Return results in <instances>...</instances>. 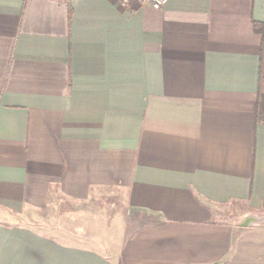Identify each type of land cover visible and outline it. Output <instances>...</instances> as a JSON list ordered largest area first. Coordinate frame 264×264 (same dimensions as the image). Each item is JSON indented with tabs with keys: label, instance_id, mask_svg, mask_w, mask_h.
I'll use <instances>...</instances> for the list:
<instances>
[{
	"label": "crops",
	"instance_id": "0c3cea01",
	"mask_svg": "<svg viewBox=\"0 0 264 264\" xmlns=\"http://www.w3.org/2000/svg\"><path fill=\"white\" fill-rule=\"evenodd\" d=\"M109 197L96 233L38 220ZM251 213L264 0H0V264H264Z\"/></svg>",
	"mask_w": 264,
	"mask_h": 264
},
{
	"label": "rangeland",
	"instance_id": "374dc122",
	"mask_svg": "<svg viewBox=\"0 0 264 264\" xmlns=\"http://www.w3.org/2000/svg\"><path fill=\"white\" fill-rule=\"evenodd\" d=\"M114 198L109 197V203L106 201L104 205L90 203L81 206H72L62 202L61 204L52 206L46 211L43 217L35 219L44 223L50 230L64 231V229L76 228L78 225H82V227L85 225L89 227L91 225L89 227L90 233H96V231L98 232L100 230L101 224L104 221L109 220L110 222V219L116 215L117 201Z\"/></svg>",
	"mask_w": 264,
	"mask_h": 264
},
{
	"label": "water",
	"instance_id": "95a60500",
	"mask_svg": "<svg viewBox=\"0 0 264 264\" xmlns=\"http://www.w3.org/2000/svg\"><path fill=\"white\" fill-rule=\"evenodd\" d=\"M262 221H264V215L251 213L241 217L237 221V225L241 227H246Z\"/></svg>",
	"mask_w": 264,
	"mask_h": 264
},
{
	"label": "built area",
	"instance_id": "2783aa9c",
	"mask_svg": "<svg viewBox=\"0 0 264 264\" xmlns=\"http://www.w3.org/2000/svg\"><path fill=\"white\" fill-rule=\"evenodd\" d=\"M122 5H127L129 0H119ZM141 5L149 6L153 9H160L168 0H133Z\"/></svg>",
	"mask_w": 264,
	"mask_h": 264
}]
</instances>
